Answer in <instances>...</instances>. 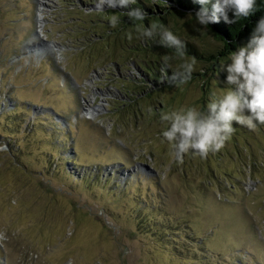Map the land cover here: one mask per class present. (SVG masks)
Here are the masks:
<instances>
[{"label": "rangeland", "instance_id": "rangeland-1", "mask_svg": "<svg viewBox=\"0 0 264 264\" xmlns=\"http://www.w3.org/2000/svg\"><path fill=\"white\" fill-rule=\"evenodd\" d=\"M99 2L0 0V264H264V125L204 158L161 142L164 114L222 95L230 54L211 65L222 42L167 17L196 71L159 91L92 30Z\"/></svg>", "mask_w": 264, "mask_h": 264}, {"label": "clouds", "instance_id": "clouds-1", "mask_svg": "<svg viewBox=\"0 0 264 264\" xmlns=\"http://www.w3.org/2000/svg\"><path fill=\"white\" fill-rule=\"evenodd\" d=\"M136 2L100 0L97 8L101 12L105 7L125 9L129 21L143 22L148 15L141 7H131ZM193 3L200 6L195 12V22L201 29H208L210 24L221 20L233 24L248 18L255 12L257 0H193ZM118 23L119 17L113 14L110 26L115 27ZM136 38L144 42L155 41L160 47L173 50L172 55L162 56L161 73H167L173 61H181L170 76H164L168 83L181 86L192 78L196 59H185L186 43L168 26L153 22L145 27L140 23ZM220 71L227 73L228 87L222 95L210 99L205 110L186 107L161 117L167 125L162 131L161 142L170 144L171 155L176 160H182L185 154L204 158L210 151L221 150L235 131L234 122L249 129L264 125V16L256 22L247 43L230 53L228 63L223 64Z\"/></svg>", "mask_w": 264, "mask_h": 264}, {"label": "trees", "instance_id": "trees-1", "mask_svg": "<svg viewBox=\"0 0 264 264\" xmlns=\"http://www.w3.org/2000/svg\"><path fill=\"white\" fill-rule=\"evenodd\" d=\"M150 2H152V0H137L134 5H131V7H141L147 13L148 17L143 22L129 21L125 15V9H111L105 7L106 9L103 12H100L101 16L97 20L98 25L96 23L92 30L96 33L98 27H102L100 24H107L110 26L112 15L117 13V16H119V23L114 27L115 32L113 31V33L116 36L115 38H118V40H122V38L130 39L129 35H131L132 38L130 40L133 45L128 44V42L123 43V51L126 50L125 48L128 44L127 49H131L135 56L139 58L137 68H140L144 74H147L148 80L155 86V88H159V91H161L162 88H172L174 86L164 80V76H170L172 72L168 70L167 73H161L160 71L162 67L160 66L162 63V56L171 53L173 50L160 46L154 47V45L151 44L152 41L140 42L141 40L139 39L140 41L137 43V27L140 23H143L145 27H147L153 22L166 25L167 17L181 16L184 14L182 10H192V15L195 16V12L199 10L200 6L193 3V0H157V3L151 4ZM159 2L160 4H158ZM261 16H264V0H257L255 12L248 18H241L233 24H226L223 22V20H221L219 23L210 24L208 26L209 30L214 34L216 39L222 42L223 46L221 50L215 54L204 57V59L211 63V65H218V62L222 58L235 51L238 45L252 33L256 22ZM229 17L230 19L232 18L231 13H229ZM104 19L106 20L104 21ZM103 31L104 34H108L110 29L104 28ZM100 35L95 36H99L100 38ZM145 54L147 59L142 57ZM195 55L197 56V54ZM157 66L159 67V70L157 69Z\"/></svg>", "mask_w": 264, "mask_h": 264}, {"label": "bare ground", "instance_id": "bare-ground-1", "mask_svg": "<svg viewBox=\"0 0 264 264\" xmlns=\"http://www.w3.org/2000/svg\"><path fill=\"white\" fill-rule=\"evenodd\" d=\"M35 36L39 37V34H35ZM90 110L94 111L92 108H90Z\"/></svg>", "mask_w": 264, "mask_h": 264}, {"label": "built area", "instance_id": "built-area-1", "mask_svg": "<svg viewBox=\"0 0 264 264\" xmlns=\"http://www.w3.org/2000/svg\"><path fill=\"white\" fill-rule=\"evenodd\" d=\"M3 147L5 148V146H2L1 148H3Z\"/></svg>", "mask_w": 264, "mask_h": 264}]
</instances>
